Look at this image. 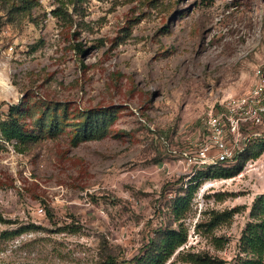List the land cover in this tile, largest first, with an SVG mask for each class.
<instances>
[{
    "label": "rangeland",
    "instance_id": "obj_1",
    "mask_svg": "<svg viewBox=\"0 0 264 264\" xmlns=\"http://www.w3.org/2000/svg\"><path fill=\"white\" fill-rule=\"evenodd\" d=\"M262 63L264 0H0V264H149L169 229L187 239L164 264L242 262L264 122L228 160L189 156ZM12 105L34 139L2 133Z\"/></svg>",
    "mask_w": 264,
    "mask_h": 264
},
{
    "label": "trees",
    "instance_id": "obj_2",
    "mask_svg": "<svg viewBox=\"0 0 264 264\" xmlns=\"http://www.w3.org/2000/svg\"><path fill=\"white\" fill-rule=\"evenodd\" d=\"M53 11L58 17L65 18L64 16L66 14V10L62 5L57 6ZM16 107L17 106L14 105L10 107L9 112L11 119L2 123L1 130L7 139L15 140L19 143H26L35 138V133L27 130L20 120L13 116ZM107 127L108 119L105 117V115L93 114L84 123L81 137L83 139L101 137L106 133ZM51 129H53V126L50 128V130ZM78 136H80V132L78 133ZM240 171L241 168L224 171L220 172L218 176L231 177ZM191 192H193V190ZM189 201L190 199L188 196H180L176 199L174 206V212L176 213V216L181 214V209H184V207L188 205ZM253 213L255 219L248 224L245 234L242 238V250L246 252L247 256L242 262L238 264H264V194L260 195L255 201ZM186 239V234H183L181 231H177L175 229L167 230L160 242L158 252L152 256L149 264H164L167 258L174 252V250L178 246L182 245ZM136 261L137 262L135 264H144L141 258L137 259Z\"/></svg>",
    "mask_w": 264,
    "mask_h": 264
},
{
    "label": "built area",
    "instance_id": "obj_3",
    "mask_svg": "<svg viewBox=\"0 0 264 264\" xmlns=\"http://www.w3.org/2000/svg\"><path fill=\"white\" fill-rule=\"evenodd\" d=\"M254 82L250 89L239 96H230L220 101L217 108L211 107L205 116L208 141L190 161L200 163L225 161L235 156V145L241 137V128L252 127L264 122V63L254 71ZM0 109V121L4 118ZM216 152L212 153V148Z\"/></svg>",
    "mask_w": 264,
    "mask_h": 264
}]
</instances>
